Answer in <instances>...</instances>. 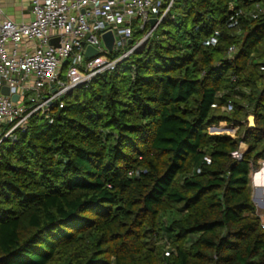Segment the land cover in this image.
<instances>
[{
    "label": "trees",
    "instance_id": "1",
    "mask_svg": "<svg viewBox=\"0 0 264 264\" xmlns=\"http://www.w3.org/2000/svg\"><path fill=\"white\" fill-rule=\"evenodd\" d=\"M62 100L0 144V264H264V0H178Z\"/></svg>",
    "mask_w": 264,
    "mask_h": 264
},
{
    "label": "built area",
    "instance_id": "2",
    "mask_svg": "<svg viewBox=\"0 0 264 264\" xmlns=\"http://www.w3.org/2000/svg\"><path fill=\"white\" fill-rule=\"evenodd\" d=\"M177 1L31 0L34 19L22 23L5 18L0 9V144L17 141L34 115L50 119L55 105L64 108L62 99L68 94L118 69L155 37ZM109 32L112 51L103 40ZM54 39H59L57 46L51 44ZM210 43L216 45L217 39ZM88 47L98 54L87 58ZM234 52L231 48L229 54ZM226 109L233 110V105ZM232 157L240 160L241 151Z\"/></svg>",
    "mask_w": 264,
    "mask_h": 264
},
{
    "label": "rangeland",
    "instance_id": "3",
    "mask_svg": "<svg viewBox=\"0 0 264 264\" xmlns=\"http://www.w3.org/2000/svg\"><path fill=\"white\" fill-rule=\"evenodd\" d=\"M163 28H165L164 29L165 31L168 30L167 27H163ZM119 55H120V53H118V52L113 53L112 57L115 58ZM62 78L65 79L64 75L62 76ZM251 116H253V115H251ZM247 124H248V128L250 129L249 122ZM238 130H239L238 127H236L232 124H227L224 122V123H221V124L216 125V126H211L208 129V133L210 135H228V136H231L233 138H236L237 134H238ZM247 149H248V147L244 143H241V145H240L241 153L243 154L244 152L247 151ZM259 165L261 166L260 170L252 172L251 188L253 191V201H254L256 208H257V214L261 218L262 223L264 225V188L260 187V182H263V181L261 180V178L259 176L263 172L262 170L264 169V161H259Z\"/></svg>",
    "mask_w": 264,
    "mask_h": 264
},
{
    "label": "crops",
    "instance_id": "4",
    "mask_svg": "<svg viewBox=\"0 0 264 264\" xmlns=\"http://www.w3.org/2000/svg\"><path fill=\"white\" fill-rule=\"evenodd\" d=\"M3 16L16 23L29 22L34 19L31 0H0Z\"/></svg>",
    "mask_w": 264,
    "mask_h": 264
},
{
    "label": "water",
    "instance_id": "5",
    "mask_svg": "<svg viewBox=\"0 0 264 264\" xmlns=\"http://www.w3.org/2000/svg\"><path fill=\"white\" fill-rule=\"evenodd\" d=\"M156 22H157L156 20H153L152 24L155 25ZM103 40H104L106 46L112 51L114 49V37H113V34L111 32L105 34L103 36ZM58 42H59V39H54V40L51 41V44L57 46ZM97 54H98V52L95 49H93L92 47H88L87 52H86V57L87 58H92V57H94ZM2 93L4 95L8 96L10 94V91H9V89L7 87H4L2 89ZM18 99H19V97L17 95L13 96V100L14 101H17ZM248 122H249L250 128H255L256 127L255 116H250L248 118ZM3 260H4V257H0V263Z\"/></svg>",
    "mask_w": 264,
    "mask_h": 264
},
{
    "label": "bare ground",
    "instance_id": "6",
    "mask_svg": "<svg viewBox=\"0 0 264 264\" xmlns=\"http://www.w3.org/2000/svg\"><path fill=\"white\" fill-rule=\"evenodd\" d=\"M262 171L263 172L261 173V175H259L260 178H261V180L263 181V182H260V187L261 188H264V169Z\"/></svg>",
    "mask_w": 264,
    "mask_h": 264
}]
</instances>
